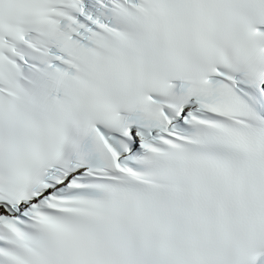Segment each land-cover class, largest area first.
<instances>
[{
	"label": "snow or ice",
	"instance_id": "snow-or-ice-1",
	"mask_svg": "<svg viewBox=\"0 0 264 264\" xmlns=\"http://www.w3.org/2000/svg\"><path fill=\"white\" fill-rule=\"evenodd\" d=\"M0 264H264V0H0Z\"/></svg>",
	"mask_w": 264,
	"mask_h": 264
}]
</instances>
